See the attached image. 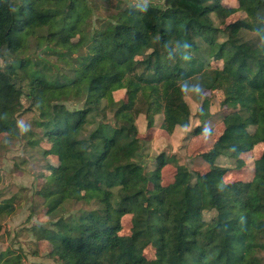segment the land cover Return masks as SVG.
I'll return each mask as SVG.
<instances>
[{
  "label": "trees",
  "instance_id": "trees-1",
  "mask_svg": "<svg viewBox=\"0 0 264 264\" xmlns=\"http://www.w3.org/2000/svg\"><path fill=\"white\" fill-rule=\"evenodd\" d=\"M108 4L110 11L86 30V0H0L1 58L3 50L24 53L30 36L43 50L71 56L83 48L67 81L50 79L28 55L0 63V134L22 137L17 117L25 110L24 97L26 110L36 112L35 125L57 144L50 183L37 190L54 220L38 225L39 237L52 244L60 264H260L264 0ZM237 11L244 16L224 23ZM248 31L254 34L245 39ZM116 90H124V100L114 98ZM215 90L223 95V128L194 155L206 164L204 172L191 171L164 150L150 167L140 162L147 138L139 136V115L146 129L156 116L170 133L195 118L189 134H211L202 126L211 117L207 92ZM188 94L198 103L194 113ZM257 144L262 150L251 179L224 181ZM220 157L232 160L233 168ZM168 163L174 173L163 185L161 170ZM68 200L96 206L65 219L60 210ZM7 205L0 203V213ZM128 213L131 230L123 236L121 218ZM148 245L151 259L143 256Z\"/></svg>",
  "mask_w": 264,
  "mask_h": 264
},
{
  "label": "rangeland",
  "instance_id": "rangeland-1",
  "mask_svg": "<svg viewBox=\"0 0 264 264\" xmlns=\"http://www.w3.org/2000/svg\"><path fill=\"white\" fill-rule=\"evenodd\" d=\"M91 8V20L83 25L88 30L94 25L96 17L105 15L110 11L108 0H86ZM124 3L162 2V0H123ZM224 4L235 5L236 0H220ZM242 11H237L225 19L229 23L237 18L243 17ZM40 32H38L39 34ZM254 33L246 32L245 39L252 38ZM45 45L36 36L28 37L24 53L12 55L3 50V57L6 61H15L17 56L28 55L33 59L36 69L45 73L54 81H67L72 77V67L75 56L82 53L83 48L79 47L70 56L67 52L60 50H43ZM0 57V63L4 62ZM25 84L26 81L24 80ZM23 84V90L27 86ZM211 99V117L203 124V129L212 130L211 134L202 133L190 135L192 126L198 122L192 118L190 127L176 128L168 132L160 127L161 116H156V123L153 127H144L143 115L136 118L137 127L140 129L139 136L147 138L140 162L148 167L153 163V158L164 150L167 154L175 155L181 163L193 172H204L206 164L201 158L194 155L209 148L213 138L223 128L221 117L225 112L221 106L223 95L221 91L207 92ZM115 99L124 100V90L113 92ZM186 100L191 112L198 108L196 103L188 94ZM73 105H77L73 103ZM22 110L18 117V125L21 128L22 137H13L10 134H0V203L8 204L0 213V264H60L58 256L53 253L52 244L45 238L39 237L36 231L38 225L51 226L54 217L45 213V202L37 190L46 187L50 183V165L57 164L56 141L43 130L41 126L35 125V111L26 110L28 101L22 98ZM28 131V132H27ZM30 131V133H29ZM29 134V136H28ZM36 141V142H35ZM262 144H257L251 151L241 155L244 166L238 169H231L224 175V181L250 180L253 175V161L261 154ZM219 162L227 167L233 168V161L224 157ZM174 166L166 164L161 170V183L163 185L172 181ZM96 206L95 201L86 203H74L66 201L60 210L65 219L71 217L78 211L91 209ZM209 216H206V218ZM131 230V214H125L121 218L120 235L128 236ZM143 256L147 259L154 257V249L148 245L143 250ZM261 263L264 264V252H257Z\"/></svg>",
  "mask_w": 264,
  "mask_h": 264
}]
</instances>
